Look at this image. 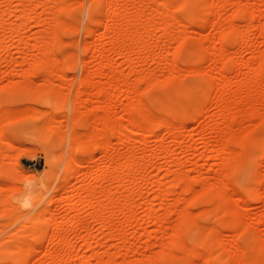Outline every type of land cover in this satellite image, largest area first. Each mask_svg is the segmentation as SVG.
<instances>
[{"label": "rangeland", "instance_id": "obj_1", "mask_svg": "<svg viewBox=\"0 0 264 264\" xmlns=\"http://www.w3.org/2000/svg\"><path fill=\"white\" fill-rule=\"evenodd\" d=\"M40 1L42 0H25L24 3V0H0V20L4 21L7 33L3 41L0 36V102L7 108L31 106L26 110L20 109L23 112L16 109L12 115L16 117L20 112V119L18 116L9 117L10 120L4 124V137H0V264H11L16 260L20 264H39L44 258L43 252L48 248L47 242L52 234V227L44 222V218L49 217L53 211H57V223L63 222L60 228L62 227L61 232L65 238L61 244L53 247L72 253L69 257L71 262L65 264H76L82 260H86V264H94L97 257L103 264H180L182 256H187L184 264H233L234 253H242L247 261H254V254L263 243L262 238L264 239V172L260 176L256 171L261 161H264V75L257 78V85L256 82H251L252 88L244 83L248 84L247 80L250 79L256 80V72L262 70L264 63L261 59L264 53V0H208L213 2L210 3L213 7L210 11L203 10L198 0H176L178 6L175 4L170 9L176 17L168 19L171 23L167 20L171 24L167 32L160 26L161 18L165 17L152 16L159 21L147 19L151 18L153 7L165 0H117L118 8L129 14L138 9V1L143 11L142 22L145 21V25L141 26L146 28L145 32L139 30L138 35L144 34L142 39L146 41L148 48L141 55L137 54L135 48L134 51L130 50L127 54L129 59L119 49L113 50L114 52L109 50L111 42H103L104 45L94 48V52H87L85 48L88 43L99 45L100 38H107L110 33L107 27L110 22L104 14L110 0H64L63 11L59 12L53 9L52 0H47L46 5ZM30 4L35 7L39 16L36 13L32 17L21 14ZM238 7L243 9L244 15H235ZM56 16H61L59 18L64 20L62 23L66 24V28L61 34L62 42L58 41L49 54L58 63L47 70L36 66L31 60L40 56L41 43L50 45V40L53 41L51 38L54 37V31L52 33L50 29L59 27ZM92 16L103 17L101 23L91 22ZM202 16L207 22L201 23ZM145 19L149 20L148 23ZM165 20L166 18L163 22ZM103 22L105 26L102 25ZM89 25L94 27L92 33L87 32ZM222 30L237 32L239 43L235 44L231 35L224 47L219 40ZM182 38H185L186 49L184 46L177 53ZM219 47L223 48L219 51ZM103 51L107 53L101 55ZM91 56L92 60L89 59ZM103 56L113 60L114 68L124 78L120 88H113L114 79L110 74L101 78L98 65ZM83 60H88V66L93 65V70L94 66L98 67V70H94L97 75L95 74L89 87H84L81 82L86 65ZM224 68L226 73L223 72ZM107 69L105 73L110 72ZM222 72L223 75L228 73L225 76V88L216 93L214 83ZM25 86L34 87L38 91ZM102 86L110 89L111 100L98 95V89ZM244 86L247 87L246 92L250 88L252 95L254 93V98L250 97L254 100L251 99L254 107L250 104V99V103L245 101L248 108L252 106V109H257L256 113L252 110L254 115L248 116L251 112L245 113L247 108L243 106L242 109L241 105L240 114L234 110L239 115L236 116L237 119L234 117L235 113L231 112L237 120L233 123L235 126L230 121L229 126L232 128L227 127L229 123L227 124L228 117L225 114L228 109L225 107L228 108L229 105L226 104L229 102L224 104L223 100L240 98V91H245ZM245 93H241V100L243 95L246 97ZM218 96L223 100L220 101L221 97ZM245 97L243 102L238 98V102L244 103ZM159 98L162 100H158ZM131 103L144 106L143 108L150 107L155 113L171 118L182 114L183 125L177 130V141L163 126L159 130V138L150 132L151 129H147L145 142L142 141L141 132H138L124 147L117 135L112 137V146L118 150L113 157L123 161L125 150L131 146L137 152H145L148 161L141 170L132 173L134 184L124 187L122 192L124 198L129 193L135 196L136 208L132 219H129L125 208L114 207L109 203L112 207L109 211L113 216L110 223L112 226L109 228L111 231H108L92 214L94 209L91 205L82 203L77 211L72 212L63 206L60 196H63L64 201L75 187L81 188L86 184L88 186L95 183L97 189V161L103 157V152L97 147V112L101 115L112 111L113 117L128 124L130 115L127 110ZM223 111L225 114H220ZM101 128L102 125L98 129ZM228 128H234L235 135L241 139L238 142L234 130H231L237 140H234L235 145H230L232 149L228 147L229 150L225 151L227 155H224L235 164L231 163L233 167L230 165L225 169L219 167V161L222 162L221 146L225 143L222 132ZM208 136L213 139L209 145L205 143ZM185 138L189 140L188 144L181 145L179 141ZM243 138L247 140L244 145ZM171 160L175 163L171 162L172 165L168 166ZM83 168H86L87 173L80 181L78 176L81 177L82 174H79L78 169ZM175 175H181L182 183L173 187L174 190L172 188L166 200L159 198L162 195L158 185L168 188ZM185 179L191 182L188 190L181 186ZM105 182L99 189L108 186L111 188H108L111 196H114L121 183ZM206 190L211 193H206ZM76 200L77 198L74 201ZM148 204L154 206L153 215L148 214ZM181 211L188 213V227L181 232L182 235H175ZM236 215L242 221L241 233L227 225ZM157 217H163L164 220L160 221ZM35 222L43 224L48 233L42 239H34L39 252L36 250V255L32 253L31 256L24 255L21 249L17 252L16 247L14 250L11 247L10 250L16 234ZM204 230L215 238L219 232H223L220 241H215L221 249L204 243L197 234L198 231L205 232ZM172 239L178 240L172 249L175 252H170L168 246ZM221 239H225L227 243ZM65 240L71 241V245H66ZM191 250L196 252L195 256ZM174 255L177 257H173ZM158 256L163 260L158 259ZM261 258L264 264V253Z\"/></svg>", "mask_w": 264, "mask_h": 264}, {"label": "bare ground", "instance_id": "obj_2", "mask_svg": "<svg viewBox=\"0 0 264 264\" xmlns=\"http://www.w3.org/2000/svg\"><path fill=\"white\" fill-rule=\"evenodd\" d=\"M49 1V0H48ZM106 1V0H105ZM121 1H124V0H121ZM20 2H22L23 3V1H20ZM19 2V3H20ZM51 2V1H50ZM52 2H53V9L55 10V11H57V12H59V11H63V3H64V0H52ZM212 2V1H211ZM211 2H209L208 0H198V3H199V5L203 8V10H205V11H210L211 10V5H210V3ZM24 3H25V0H24ZM40 3L41 4H44V5H46L47 4V0H42V1H40ZM105 3H107V2H105ZM181 3V2H180ZM180 3H179V5H180ZM94 4V3H93ZM177 5L178 6V4L176 3V0H165V2H163V3H161V4H158V6H155V7H153V9H152V14L150 13V16H151V18H147V19H149L150 21L153 19V20H158V19H156L157 17V15H160L161 17H165L166 18V20L163 22V19H165V18H161V29L164 31V32H167V31H169V29L171 28V19H172V17H176L175 16V14H174V12H173V10H170V9H172V7L174 6V5ZM212 4H213V2H212ZM137 5H138V9L136 10V11H134L133 13H131V14H129V13H127L125 10H123V9H121V8H118V1L117 0H110V1H108V4H106V7H105V10H104V14H105V16L108 18V22H110L109 24L110 25H107V27H108V35H107V38L105 39V38H103V37H101L100 38V40H101V42H100V44L99 45H97V43L95 44V45H93V44H91V43H88V45H87V47L85 46V48H87V52L88 51H91V50H93L94 48H96V47H100V46H103L104 45V43L107 41V42H111V49H109V50H116V49H119V51H120V53L121 54H123L124 56H127V54H129V52H130V50L132 51L134 48V50L137 52V54H139V55H141L142 54V52L143 51H145L147 48H148V45H147V43H146V41L144 40V39H142V36H144V34L140 37L138 34H139V32L140 31H144L145 32V29L144 28H146V27H142L141 26V24L142 25H145L144 23H145V21L144 22H142V19H144L143 18V11L140 9V7H139V5H140V2L138 1L137 2ZM20 6V5H19ZM24 6H25V4L23 5V7L22 8H24ZM21 7V6H20ZM27 7V8H26ZM25 7V10L23 9V11H22V13L21 14H25V16H30V17H32L33 15L32 14H34V13H36V14H38V16H39V13L35 10V7L32 5V4H30V5H28V6H26ZM169 9V12H168V10L167 9ZM175 8V7H174ZM213 8V7H212ZM245 9V8H244ZM245 11V10H244ZM251 12V11H250ZM10 13V12H9ZM208 13V12H207ZM252 15H253V13H251ZM164 15V16H163ZM166 15V16H165ZM167 15H168V17H167ZM169 15H172L171 17H169ZM236 16H240V15H244L243 14V9H241L240 7H238L237 8V10H236V14H235ZM37 16V17H38ZM149 16V17H150ZM152 16H155L156 18L154 19V18H152ZM159 16V17H160ZM248 16V15H247ZM59 17H61V16H59ZM58 16H56V21H58V23H59V27L57 28H55V27H53V30H52V27H51V32L53 33V31H54V37H52L51 39L53 40L52 42H51V40H50V45H48V44H45V43H41L42 45H41V54H40V56H38V57H36L37 59H35V58H33V60H31V61H33V63L36 65V66H38V67H40V68H43V69H47V70H51L52 69V67L54 66V64L55 63H58V61L56 62V60L55 59H53V58H55V57H49V54L51 53V52H53V50H54V48H55V46H56V43L59 41H61L62 39H61V34H62V32L65 30V28H66V24L64 25L62 22L64 21H62L60 18H59ZM93 17V16H92ZM251 17V16H250ZM29 18V17H28ZM33 18H35V17H33ZM103 18V17H102ZM102 18H100V17H93L92 19H93V21H91V22H93V23H95V24H99V23H101V21H102ZM178 18V17H177ZM104 19H105V17H104ZM147 19H145L146 21H147V23H148V21L149 20H147ZM168 19H170V20H168ZM250 19V18H249ZM152 20V21H153ZM170 21V23L168 22V21ZM178 20H180V19H178ZM159 21V20H158ZM167 21V22H166ZM205 22H207V20L205 19V17H203L202 16V18H201V23H205ZM105 22H103L102 23V25L104 24ZM146 23V25H148ZM88 25V24H87ZM231 25V24H230ZM101 26V25H100ZM103 26H105V25H103ZM131 26V27H130ZM6 25L4 24V21L3 20H0V36H1V41H3V39H5V35L7 34L6 33ZM230 27V26H229ZM97 28V27H96ZM129 28V29H128ZM130 28H132V29H130ZM234 28V27H233ZM14 29V28H13ZM55 29V30H54ZM107 29V28H106ZM140 30V31H139ZM150 30V29H149ZM16 31V30H15ZM94 31V27L92 26V25H89L88 27H87V32L88 33H92ZM107 31V30H106ZM223 31V33H222V35L221 36H219L220 38H219V40H220V43H222V45L224 46L226 43L225 42H227L229 39H231V35L233 36V41H234V43L235 44H238L239 43V41L237 40L238 38H236L237 36H238V34H237V32H231L230 30L228 31V32H224V30H222ZM97 32V31H96ZM147 32H149L148 31V29H147ZM13 33H14V31H13ZM142 33V32H141ZM140 33V34H141ZM229 33V34H228ZM15 34V33H14ZM229 35V36H228ZM104 36V35H103ZM139 36V37H138ZM144 38V37H143ZM187 39V38H186ZM64 40V39H63ZM123 40V41H122ZM145 41V43H144V41ZM189 41V40H188ZM62 42V41H61ZM104 42V43H103ZM185 38L183 39H181L180 40V44H179V48H178V50H177V53H179L180 51H181V49H184V46H185V49H186V45H185ZM187 44V43H186ZM114 45H117V46H114ZM188 45L190 46V44L188 43ZM187 45V46H188ZM203 45V44H202ZM221 45V46H222ZM114 46V47H113ZM192 46V45H191ZM113 47V48H112ZM225 47V46H224ZM57 48V47H56ZM221 48H223V47H219V51L221 50ZM103 49H104V47H103ZM188 49H190V48H188ZM108 49H107V51H109ZM133 50V51H134ZM217 50L218 49H216V52L215 53H217ZM107 51H103L102 53H101V55L102 54H105V53H107ZM113 51V52H114ZM191 51V50H190ZM93 52H94V50H93ZM109 53V52H108ZM192 53V52H191ZM90 54H91V52H90ZM199 55H200V52L198 53ZM226 54V53H225ZM92 55V54H91ZM182 55V54H181ZM221 55V54H220ZM94 56V55H93ZM106 56V55H105ZM262 56V55H261ZM68 57V56H67ZM66 57V58H67ZM104 57V56H103ZM128 57V56H127ZM89 58V57H88ZM102 58V57H101ZM101 58H100V60H101ZM222 58V57H221ZM229 58V57H228ZM35 59V60H34ZM58 59H59V57H58ZM89 59H93V57L91 56V58H89ZM88 59V60H89ZM128 59H129V57H128ZM131 59V58H130ZM262 59V62H264V53H263V57L261 58ZM88 60L87 61H85V60H83V63L84 62H86L85 64V71H84V75H83V77H82V79H81V82H82V84L84 85V87H89L90 86V83L92 82V80H93V78L97 75V71H94L95 70V68L97 69L98 67V69L100 70V73H101V78H102V76L104 77V75L106 76V75H109L110 74V76H112L113 77V79H114V81H113V88H120V83L121 82H123L124 81V78H122L121 77V75H119L118 74V72L116 71V69L114 68V66H113V60H111V59H109V58H106V57H104L103 59H102V61H101V64L100 65H98V67H96V66H94V70H93V68H92V66H88ZM24 61H25V59H24ZM29 61V60H28ZM97 61V60H96ZM17 62H20V61H17ZM224 62V61H223ZM222 62V63H223ZM259 62H261V60L259 61ZM262 62L260 63V66H261V64H262ZM23 63V62H22ZM93 63V62H92ZM59 64H60V62H59ZM91 64V63H90ZM96 65H97V63H95ZM56 65V64H55ZM222 65V64H221ZM224 65H225V62H224ZM263 65V67H264V63L262 64ZM105 67H109L107 70H110V72L109 73H105ZM262 67V66H261ZM260 67V68H261ZM262 67V70H264V68ZM97 69V70H98ZM258 69V68H257ZM221 70H222V68H221ZM262 70L260 69V71L259 70H257L258 72H256V80H252V79H250V80H247L249 83L247 84V83H244V82H242V83H244V85H250L249 87L250 88H252V86H251V82H256L255 84L257 85V82H258V79H260L261 77H262V75H264V71L262 72ZM224 73H226V69L224 68V71H223ZM223 72L221 73V76L219 75V77L217 78V81H216V83H214V86L216 87V93H217V91H222L224 88H225V83H226V80H227V78L225 77L226 75H223ZM96 74V75H95ZM261 75V76H260ZM258 78V79H257ZM212 81V80H211ZM212 82H214V81H212ZM254 83H253V85H254ZM111 84V83H110ZM255 85V86H256ZM110 86V85H109ZM243 86V85H242ZM23 87V86H22ZM25 87H28L29 89H32V90H36L35 92H37L38 90L37 89H34V87H31V86H25ZM256 87H258V86H256ZM16 88V87H15ZM27 88V89H28ZM244 88V90L245 91H243L244 93L247 91L246 89H247V87L245 88V86L243 87ZM242 88V89H243ZM250 88H248V92H246L245 94H249L250 93V91H251V89ZM256 89V88H255ZM31 90V91H32ZM33 91V92H34ZM43 91H45V90H43ZM242 92V90L240 91V100H241V93H243ZM98 95H100V96H102V97H104V98H108V99H110L111 100V97H112V93H111V91H110V89L108 88V87H105V86H102L101 88H99L98 89ZM166 93V92H165ZM167 94V93H166ZM246 95V97L243 95V97H245V99H244V101L245 100H248V99H250V101H251V99L252 98H254V93H253V95H252V91H251V94H249L250 96H247ZM258 95V94H257ZM260 95V94H259ZM237 96H238V94H237ZM253 96V97H252ZM255 96H256V94H255ZM263 96V95H262ZM219 97V96H218ZM221 97V96H220ZM219 97V98H220ZM243 97H242V100H243ZM250 97H252V98H250ZM162 98V97H161ZM237 98V99H238ZM259 98V97H258ZM171 99H173V98H171ZM236 98H234V99H232V100H227V99H225V100H223V98L221 97L219 100L221 101V100H223L225 103L224 104H226L227 103V101L230 103V102H232L231 104H226L227 106H228V108L227 107H225L226 109H228L227 110V113L225 114L224 113V111L223 112H221L220 114H225V116H226V118L228 117V119H227V124H228V126L227 127H231L232 128V126H229L231 123H230V121L232 122V125L233 126H235L233 123L235 122V120L237 119L236 118V116H237V114H240V106L242 107V109H243V106H246V110L244 111L245 113H248L249 111L251 112L252 110H254V114L256 113L255 112V110H257L256 108H254V109H252V102L254 101L253 99V101H251V103H250V101L248 102V103H250L252 106H250L251 108H248L247 106H248V104L246 103V101L244 102V103H246L245 105H243L244 103H242V104H240V102H238V100H237ZM255 99H256V97H255ZM139 100H140V98H139ZM138 100V101H139ZM144 100V99H143ZM142 100V101H143ZM158 100H162V99H158ZM235 100H237V101H235ZM241 100V102H243ZM258 100V99H257ZM141 101V100H140ZM144 102V101H143ZM235 102V103H234ZM237 102V103H236ZM257 102V101H256ZM141 105H142V103L141 102H139ZM233 104L235 105L234 107H233ZM239 104V105H238ZM249 104V105H250ZM3 103L2 102H0V137H4L3 136V130H4V124L7 122V120H8V118L10 117V118H12V117H14V115H12L13 113H14V111L16 110V109H19V111H21L20 109H22L23 110V108H24V110H26V108L27 107H31V106H27V105H25L26 107H21V106H19V108H18V106L17 107H13V108H11V107H3ZM141 105L140 106H136L135 104H133V103H131L130 104V106H128V113H129V115H130V118H129V123L127 124H124L121 120H119L118 118H116V117H113L111 114H112V111H107V112H105L104 114H101L100 115V113H98L97 112V147H99L100 149H101V151L103 152L102 154V158L99 160V161H97V189H96V184L95 183H92V184H90V185H88V186H86V185H84V186H81V188L80 187H75V189H73L72 191H71V194H69L68 196H67V199L66 200H64L63 201V196L61 197L60 196V201H62V204H64L63 206H65V207H68V209L70 210V211H72V212H74V211H77L78 209H79V207H80V205L82 204V203H86V204H89V205H91L92 207H93V212H92V214L96 217V219H98L101 223H102V226H103V228L104 229H109L110 228V223H111V219H112V216H113V213H111V211H109L110 209V207L113 205L114 207L115 206H117V207H123L122 209H126L127 210V215L129 216V219L134 215L133 214V211L135 210L134 208H136V206H135V196L132 194V193H129L128 195H125V198H124V196H123V194H122V192H123V189H124V187H129V186H131L132 185V183L134 182V180H133V182H132V173L133 172H135V171H139V170H141L145 165H146V162L148 161L147 160V154L145 153V152H143V151H141V152H137L134 148H130V147H128L126 150H125V152H124V156H125V159L123 160V161H119V158H116V157H113V156H115L114 155V153H116L115 151L117 150L116 148H114L113 146H112V137L113 136H115V135H117L118 136V138H119V140H120V143L122 144V146L124 147V146H126L130 141H131V139H133V135L134 134H136V133H138V132H141V135H142V141H144V139L146 138V136H145V131H147V129L150 131V129H151V131L150 132H152L153 133V135H155L156 137H158L159 138V136H160V134H159V130H160V128L163 126V127H165L166 129H168V131H169V133L171 134V136L174 138V140H176L177 141V139H178V135H177V130H179L180 129V127H182V125L183 124H181V121L183 120V116H182V114H177V115H175V117L174 118H171L170 116H167V115H164V114H162V115H160V114H157V113H155V111H152L151 109H149L150 107L148 106V105H146V104H144V105H146V106H148L149 108H143V107H141ZM237 105V106H236ZM224 106V105H223ZM21 107V108H20ZM234 109H233V108ZM254 107V106H253ZM231 110H230V109ZM236 108H238V110L236 109ZM28 109V108H27ZM233 109V110H232ZM241 109V110H242ZM250 109V110H249ZM229 110H230V112H229ZM234 110H235V112L237 113H235L234 112ZM248 110V111H247ZM194 111V110H193ZM195 111H196V109H195ZM221 111V110H220ZM243 111V110H242ZM247 111V112H246ZM18 111H16V113H17ZM21 112H23V111H21ZM199 112V111H198ZM235 115H233L236 119H234L233 118V116H232V113ZM253 112V111H252ZM251 112V114L250 113H248L247 115L248 116H252V113ZM189 113V112H188ZM15 114V113H14ZM19 114V115H18ZM22 114V113H21ZM20 112H18L16 115L18 116V118L20 119ZM228 114V115H227ZM250 114V115H249ZM253 114V115H254ZM12 115V116H11ZM246 115V114H245ZM245 115H243V117L245 116ZM264 115V114H263ZM16 116V117H17ZM195 116V115H194ZM16 117H14V118H16ZM190 117H193V116H190ZM237 117H239V115L237 116ZM52 119V118H51ZM53 119H55V118H53ZM264 119V118H263ZM10 120V119H9ZM8 120V121H9ZM237 121V120H236ZM183 123V122H182ZM237 123V122H236ZM235 123V124H236ZM226 124V125H227ZM100 125H102V128L101 129H98L99 128V126ZM57 128V127H56ZM134 128H137V130H139V131H137L136 129V131L134 130ZM230 128H228V130L226 129V131L224 130L223 132H222V137L224 138V144H223V146H221V147H223L222 148V150H223V156H221L222 158V162L221 161H219L221 164H219V167H225V169L228 167V166H230L231 165V163L232 164H235V162H231L230 161V159H229V157L227 158V156H225V155H227L226 153L227 152H225L227 149H228V147L230 148V149H232L231 148V146L230 145H235V143H236V141L234 142V140H237L236 138H235V136L236 137H238L237 135H235V130H234V128L233 129H230ZM231 130L233 131L234 130V135H233V132H231ZM162 131V130H161ZM148 132V131H147ZM231 133V134H230ZM162 134V133H161ZM259 135V134H258ZM257 135V136H258ZM232 136H234V137H232ZM247 136V135H246ZM155 137V138H156ZM245 137V136H244ZM248 137V136H247ZM257 138H260V136L259 137H257ZM229 139H231V141L229 140ZM232 139H233V141H232ZM239 139H241V138H239L238 137V142H240L239 141ZM253 139V138H252ZM146 140V139H145ZM212 141H213V139H211V136H208L206 139H205V143H207V145H209V144H211L212 143ZM246 139H244L243 138V140H242V145H244L245 143H246ZM145 142V141H144ZM188 142H189V140H187V138H185V139H183V140H181V141H179V143H181V145H186V144H188ZM227 142V143H226ZM231 142H233L232 144H231ZM141 143V142H140ZM262 143V142H261ZM80 144V143H79ZM214 144V143H213ZM89 145V144H88ZM219 146V145H218ZM80 147V146H79ZM122 147V148H123ZM119 148V147H118ZM1 149H2V146L0 145V152H1ZM213 149V148H212ZM123 150V149H122ZM140 150V149H139ZM142 150V149H141ZM155 150V149H154ZM220 150V149H219ZM218 150V151H219ZM229 150V149H228ZM227 150V151H228ZM118 151V150H117ZM121 151V150H120ZM214 151V150H213ZM212 151V152H213ZM231 151V150H230ZM156 152V151H155ZM245 152V151H244ZM251 152V151H250ZM148 153V152H147ZM154 153V152H153ZM224 153H225V155H224ZM252 153V152H251ZM211 154V153H210ZM219 154H221V153H219ZM250 154V153H249ZM149 155V154H148ZM151 155V154H150ZM251 155V154H250ZM258 155V154H257ZM210 156V155H209ZM214 156V154L212 155V157ZM219 156V155H218ZM217 156V158L219 159V157ZM241 156V155H240ZM252 156V155H251ZM258 157V156H257ZM215 158H216V156H215ZM241 158V157H240ZM240 158H239V160H240ZM259 158V157H258ZM172 159V158H171ZM175 161V160H174ZM260 161V160H259ZM150 162V161H149ZM152 162V161H151ZM171 162H173L172 160L171 161H169V163H168V166H171L172 165V163ZM175 162H173V164H174ZM177 163V162H176ZM223 163V164H222ZM259 163V162H258ZM169 164H171V165H169ZM251 164V163H250ZM220 165H222V166H220ZM237 166V165H236ZM231 167H233L232 165H231ZM234 169V168H233ZM232 169V170H233ZM256 169H257V167H256ZM79 170V174H82V175H80L81 177H79L78 176V179L80 180V181H82L84 178H85V176H86V173H87V170H86V168H83V169H78ZM170 170V169H169ZM143 171V170H142ZM256 171H258V173H259V175L261 176L262 174H263V172H264V161L262 162L261 161V163L259 164V167H258V170H256ZM81 172V173H80ZM146 172V171H145ZM172 172L170 171V174H171ZM226 173V172H225ZM137 174V173H136ZM140 174H142L141 172H140ZM145 175H146V173H145ZM188 175V174H187ZM173 176V175H172ZM259 176V177H260ZM176 177V178H175ZM188 178H189V176H188ZM262 178V177H261ZM79 180H78V182H79ZM202 180V179H201ZM104 181H106V182H108V181H118V182H120L121 183V185L119 184V186H117L118 187V189H117V193L114 195V193H112V195H114V196H111V188L110 187H108L107 186V188H104V187H100L101 189H99V186H101V184L104 182ZM220 181V180H219ZM106 182H105V184H106ZM117 183V182H116ZM182 183V177H181V175H175L174 176V179H173V182L172 183H170V185L168 186V188L166 187V188H164L163 186H161V184L160 185H158V189H160V191L159 192H161V195L163 196H161V197H159V198H162V199H164V200H166V196H167V194L168 193H170L171 191H172V188L173 187H177V185H179V184H181ZM78 184V183H77ZM134 184V183H133ZM221 185V184H220ZM223 185V184H222ZM75 186V185H74ZM77 186V185H76ZM103 186V185H102ZM157 186V185H156ZM155 186V187H156ZM181 186H183L182 188H184L185 190H188L190 187H191V182H189L188 180L186 181V179H185V182H184V184H182ZM254 186V185H253ZM108 188H110V189H108ZM164 188V189H163ZM211 188V187H210ZM64 189V188H63ZM175 188H173V190H174ZM192 189V188H191ZM249 190H251L250 188H248ZM211 190V189H210ZM258 190V189H257ZM253 191V190H252ZM0 192H1V187H0ZM207 192H209V191H207L206 190V193ZM219 192V191H218ZM247 192H248V190H247ZM258 192V191H257ZM61 193V192H60ZM59 193V194H60ZM204 193V192H203ZM209 193H211V191L209 192ZM250 193V192H249ZM202 194V193H201ZM201 194L199 195V196H201ZM205 194V193H204ZM203 195V194H202ZM253 195V194H252ZM258 195H259V193H258ZM77 196H79V198L77 197ZM158 196H159V194H158ZM198 196V197H199ZM249 196H251V194L249 195ZM219 197V196H218ZM75 198H77V200L76 201H74L75 200ZM214 198V197H213ZM249 198V197H248ZM57 199H59V198H57ZM164 200H162L163 202H164ZM217 200V199H216ZM59 201V200H58ZM218 201H219V203H221V201L218 199ZM55 202H56V200H55ZM64 202V203H63ZM162 202V203H163ZM3 203V202H2ZM109 203L111 204V206L109 205ZM150 203V202H149ZM149 205V204H148ZM147 205V206H148ZM49 209V208H48ZM46 210V209H45ZM111 210H112V207H111ZM47 211V210H46ZM53 211V210H52ZM116 211V210H115ZM153 211H154V206H152L151 204L149 205V207H148V214L149 215H153ZM113 212H114V210H113ZM182 212V211H181ZM57 211H53L52 213H51V215L49 216V217H45L44 218V222H46L47 224H50L51 225V227H52V234H51V236H50V238H49V240H48V248H46L45 249V252H43L44 253V258L42 259V260H40L41 262H39V264H60V263H67L68 261H70L71 262V260H69V257L71 256L70 254H72V253H70V252H67V251H61V250H56L53 246L54 245H58V244H61L62 242H63V240L65 239L64 238V234H63V232H61V228H60V224H63V222L62 223H60V224H58L57 223ZM44 214V213H43ZM181 216V215H180ZM114 218V217H113ZM158 218V217H157ZM239 217H238V215H236L235 217H233L229 222H228V227L229 228H231V229H233L234 231H238V233H241V232H239V231H241V222L239 221V219H238ZM132 219V218H131ZM160 221H162V220H164V218L163 217H161V218H158ZM157 219V220H158ZM189 218H188V213L186 212V211H183L182 212V216H181V220H180V222L178 223V225L176 226V228H175V235H182V231L185 229V228H187L188 226H187V220H188ZM241 219V218H240ZM80 220V219H79ZM243 220V219H242ZM64 221V220H63ZM73 223H76L77 221H72ZM130 222V221H129ZM112 226V225H111ZM187 226V227H186ZM197 227V226H196ZM195 227V228H196ZM242 227H244V226H242ZM255 227V226H254ZM27 228V229H26ZM242 229H245V228H242ZM51 230V229H50ZM75 230V229H74ZM116 230V229H115ZM72 231V230H71ZM108 231H111L110 229L108 230ZM205 231V230H204ZM186 232V231H185ZM51 233V232H50ZM73 233L75 234L76 233V231H73ZM110 234H111V232H109ZM184 233V232H183ZM187 233V232H186ZM218 233V232H217ZM48 233H47V229H46V227H44L43 226V224H41L40 222H35L34 224H31V225H29V226H25V228L23 229V230H21V231H19L17 234H16V237H14V239L12 240V242H11V245H10V250H11V247H13L12 248V250H14V247H16V249H17V252H19L20 251V249L21 250H23V254L24 255H31L32 253H35L36 252V250H37V246H36V243H35V241H34V239H42V238H44V237H46V235H47ZM74 234H72V235H74ZM77 234V233H76ZM195 234V233H194ZM197 234H199L200 236L199 237H201L202 238V240L204 241V243L207 245V246H215L216 245V240H219L220 241V239L219 238H221L222 236H223V232H221V234H220V232H219V235H217V237L215 238V237H213L210 233H208V232H200V231H198V233ZM196 235V234H195ZM49 236V235H48ZM66 237V236H65ZM177 237V236H176ZM179 237V236H178ZM198 237V238H199ZM182 238V237H181ZM180 239V238H179ZM182 239H184L185 240V238L183 237ZM258 239H259V237H257L256 238V241H258ZM221 240H223V239H221ZM225 240V239H224ZM223 240V241H224ZM37 241V240H36ZM42 241V240H41ZM66 241V240H65ZM64 241V242H65ZM98 241V240H97ZM176 241H177V243H178V240H175V239H172V240H170L169 241V243H168V246H169V248L171 249H169L168 247V249L170 250V252L172 251V249L173 248H175V245H176ZM203 241H202V243H203ZM222 241V242H223ZM225 242V241H224ZM238 242V241H237ZM262 244L261 245H259V247H258V249H257V251L255 252V254H254V257H255V259H254V261H247L246 260V258H244L241 254H236V253H234V251H233V253H234V255H233V264H262V255H263V253H264V239L262 238ZM91 243V242H90ZM98 243H99V241H98ZM183 243H184V241H183ZM225 243H227V242H225ZM225 243H223V244H225ZM66 245H71V241H66V243H65ZM179 244H180V242H179ZM218 244H219V242H218ZM90 245H92V243L90 244ZM166 245V244H165ZM180 245H183V244H180ZM226 246H227V244H226ZM239 246V245H238ZM189 247V246H188ZM205 247V246H204ZM216 247H217V245H216ZM220 249H221V247L220 246H218ZM217 247V248H218ZM240 247V246H239ZM19 248V249H18ZM38 248H40V247H38ZM223 248V247H222ZM189 250L190 251V249L189 248H186V250ZM207 249H208V247H207ZM213 249H215V247L213 248ZM7 250V249H6ZM187 250V251H188ZM211 250V249H210ZM219 250V249H218ZM166 251H167V249H166ZM166 251H164V252H166ZM224 251H225V249H224ZM229 251V250H228ZM37 252H39L38 250H37ZM168 252V251H167ZM166 252V253H167ZM172 252H175V251H172ZM199 252V251H198ZM210 252H212V251H210ZM232 252V251H231ZM21 253L22 252H20V255H21ZM191 253H192V255L193 256H195L196 255V252L195 251H193V250H191ZM200 253V252H199ZM222 253V252H221ZM230 253V252H229ZM175 254V253H174ZM188 254V253H187ZM200 254H202V253H200ZM232 254V253H231ZM231 254H230V256H231ZM35 255H36V253H35ZM163 255V253L161 254V256ZM170 255V254H169ZM211 255V253L208 255V256H210ZM221 255V254H220ZM219 255V256H220ZM32 256V255H31ZM73 256V255H72ZM96 256H97V254H96ZM161 256H158V259H162V258H159V257H161ZM177 257V255H174L173 257ZM223 256V255H222ZM229 256V257H230ZM245 256V255H244ZM249 256H251V255H249ZM25 258L26 257H28V256H24ZM172 257V256H171ZM221 257V256H220ZM219 257V258H220ZM224 257V256H223ZM166 258V257H165ZM22 259H24V258H22ZM71 259V258H70ZM223 259V258H222ZM21 260V259H20ZM74 260V259H73ZM163 260V259H162ZM177 260V259H176ZM229 260V259H228ZM168 261V260H167ZM179 261V260H178ZM185 261H187V256H182V257H180V264H184L185 263ZM218 261H219V259H218ZM221 261V260H220ZM75 262V261H74ZM77 262V261H76ZM228 262V261H227ZM4 263H6V262H3V263H1V264H4ZM21 263V262H20ZM17 260L15 261V262H13V263H11V264H20ZM69 263V262H68ZM71 264V263H70ZM76 264H86V260H82L80 263L78 262V263H76ZM94 264H103V261H101V259L100 258H98L97 257V261H95V263ZM135 264V263H134ZM137 264V263H136ZM179 264V263H178ZM224 264V263H223Z\"/></svg>", "mask_w": 264, "mask_h": 264}]
</instances>
